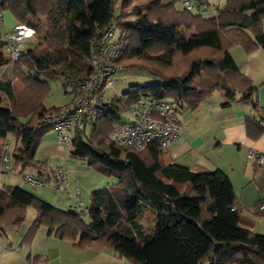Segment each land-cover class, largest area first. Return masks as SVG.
<instances>
[{
	"label": "trees",
	"instance_id": "1",
	"mask_svg": "<svg viewBox=\"0 0 264 264\" xmlns=\"http://www.w3.org/2000/svg\"><path fill=\"white\" fill-rule=\"evenodd\" d=\"M136 1L0 0V18L8 10L15 24L36 31L44 24L47 33L44 47H25L11 74L0 77V93L10 101L0 106V138L6 140L0 156L8 152L13 171L33 169L38 176L55 177L49 163L38 160L37 151L53 130V116L73 105L75 83L93 75L90 60L111 25L114 40L124 43L116 63L157 79L130 85L124 97L103 100L96 120L77 127L74 154L89 158L100 172L117 178L116 183L93 190L83 213L58 208L21 186L0 185V232L23 224L31 207L36 217L26 242L44 226L50 235L81 248L99 242L134 264H264V233L242 225V208L223 170L165 164L157 140L142 151L111 140L122 120L120 111L144 96L173 101L181 111L197 107L214 92L237 90L255 112L246 118L248 133L259 136L264 107L257 101V87L239 71L230 50L264 48V0H227L211 17L204 16L208 0H193L206 3L200 10L188 9L186 0L183 9L155 0L137 25L129 21L140 12ZM188 27L194 30L193 41L188 40ZM5 35L0 31V50ZM45 75L62 76L72 86L70 105L46 104L51 86ZM15 79L23 84L21 89L13 84ZM10 135L15 139L11 151ZM147 210L155 214L153 229L141 222ZM255 212L264 215L261 205Z\"/></svg>",
	"mask_w": 264,
	"mask_h": 264
},
{
	"label": "crops",
	"instance_id": "2",
	"mask_svg": "<svg viewBox=\"0 0 264 264\" xmlns=\"http://www.w3.org/2000/svg\"><path fill=\"white\" fill-rule=\"evenodd\" d=\"M145 15L144 11L142 17ZM135 17L132 16L129 21L134 22L133 18ZM1 20L6 27L4 34L16 23V19L8 10L4 11ZM186 31L188 40H190V36L194 35V30L192 27H188ZM230 52L239 71L257 87V101L261 107H264V48L259 47L246 53L241 46H235ZM0 59L4 61L2 57ZM5 64L4 61L0 65V75L6 68ZM13 84L18 89L23 87L19 80H14ZM112 89L114 90L115 87ZM67 90H70L68 86L65 88V91ZM115 96L118 94L115 93L110 98L105 96L104 100L113 99ZM241 96L242 92L239 90L214 92L197 107L177 111L182 133L178 139L169 144L168 152L164 154L163 160L165 164L175 162L207 170L217 168L223 170L231 180L236 202L242 208L241 213L245 218L242 225L253 227V221H256V217L260 215L255 211L260 209V205L264 209V131L257 137L248 133L246 118L254 116L255 112L250 104L241 100ZM64 98L60 104H46L49 106L70 105L74 98L73 88ZM127 116L128 118L121 122L128 121L130 117ZM53 131L55 135L48 132L43 137L36 156L38 160L47 161L52 172L54 167L63 166L67 170L69 182L68 189L64 191L69 192L70 185L73 183L76 185V196L72 199L71 195L68 198L67 195L50 197L49 194L42 193L43 196L39 197L46 199L51 204L52 201L58 199L56 207L83 213L88 210L90 205L91 192L101 188L102 183H106L107 179L102 176L107 175L100 172L89 158L75 155L76 148L73 144L67 145L58 142L56 131L54 129ZM3 141L4 139L0 138V143ZM251 151L263 155V162L258 163L256 159L251 158L249 156ZM39 177L47 181L45 186L54 187L53 173L50 178H47L46 173ZM5 183L7 182L0 178V185ZM80 185L85 190L83 198V194L79 191ZM80 201L82 207L78 208ZM245 210H248V213ZM147 216H151L150 223L145 222ZM260 216L264 218V215ZM35 217L34 211V217L30 220L31 222L28 221L29 224L26 220L21 226H16V229L7 227L0 232V264H134L129 259L120 257L112 248L99 242L95 241L81 248L70 240L50 235L44 226L37 230L29 242H26V233ZM141 222L153 229L154 212L147 210ZM9 230H13L15 233L9 235Z\"/></svg>",
	"mask_w": 264,
	"mask_h": 264
},
{
	"label": "built area",
	"instance_id": "3",
	"mask_svg": "<svg viewBox=\"0 0 264 264\" xmlns=\"http://www.w3.org/2000/svg\"><path fill=\"white\" fill-rule=\"evenodd\" d=\"M185 5L188 9L197 10L206 7L204 1L186 0ZM114 32V27L111 25L103 33L96 49V56L90 60L93 75L84 82L75 83L76 97L73 105L53 116V129L60 143L73 144L77 127L96 120L106 91L115 87L114 74L125 68L124 65L116 63L122 56L124 43L123 40H114ZM33 34H36V30L27 24H15L6 33L5 49L11 61L20 58L26 41ZM126 109L130 119L116 124L111 133V140L124 149L142 151L151 142L157 140L166 154L169 144L178 139L182 133V127L177 118V105L173 101L144 96L137 102L131 103ZM5 147L7 148L8 145ZM249 156L256 159L258 163L263 162V155L255 151H251ZM10 162V155L4 151L0 156L1 173L11 172ZM53 172L54 188L68 189L67 170L63 166H57L53 168ZM24 180L31 185H47L45 179L30 174H24ZM81 206L80 201L78 207Z\"/></svg>",
	"mask_w": 264,
	"mask_h": 264
},
{
	"label": "rangeland",
	"instance_id": "4",
	"mask_svg": "<svg viewBox=\"0 0 264 264\" xmlns=\"http://www.w3.org/2000/svg\"><path fill=\"white\" fill-rule=\"evenodd\" d=\"M163 4L169 3V2H174L175 6L177 9H183L184 8V0H161ZM145 2H149L148 4H144ZM151 2H154L153 0H137L135 3L139 4L140 7V12L133 15L136 16L135 18H133L134 22L133 24H138L140 23V19H142V15H144V10L147 8V6L151 4ZM208 6L206 7V9L204 10V16L206 17H211V16H215L217 14V9L219 7H223L226 5L227 0H208ZM132 17V16H131ZM130 17V18H131ZM263 27H264V19H263ZM28 25V24H27ZM13 26V25H12ZM11 26V27H12ZM0 31L2 32V34L5 33L6 31V27L4 22L1 20L0 18ZM118 32V30H117ZM194 35L190 36V41H193V37ZM46 37H47V33H46V29H45V25L42 24L39 26V29L36 31V34L32 35L25 43V47L26 48H33L34 46H36L38 44V46L44 47L45 42H46ZM8 56V57H7ZM3 58V60L6 62V68L3 69L0 77H2L3 75H9L11 74V68L13 65V62L15 61H11L9 59V53L7 52V50L5 49V46L0 50V58ZM1 61V59H0ZM44 79L48 80V82L50 83L51 86V95L47 97L46 99V103H54V104H60L61 101L63 99H65V95H68L71 91L72 86L71 85H66L65 84V78L62 76H51V75H45L43 76ZM116 80V86L115 89H108L105 96L106 98H110L112 95H114L115 93L118 94V96L120 97H124L125 96V91L128 90L129 86L132 84H145V83H149V82H155L157 79L152 76L151 74H149L146 71L143 70H139L137 68H124L122 70H119L118 72H116L115 74V78ZM15 80H19V79H15ZM20 81V80H19ZM21 82V81H20ZM69 87V91H65L66 87ZM8 104H10L9 99H7L3 94L0 93V106H7ZM130 105V104H129ZM128 105V106H129ZM121 119H126L128 118V114H127V109H123L120 111L119 113ZM178 116H179V112H178ZM90 127H87V130H89ZM55 135L54 131H49V134ZM14 136L10 135L9 137V145L10 147L8 148L9 151L14 149ZM6 141V140H4ZM3 141V143H4ZM3 143H0L1 145V150H3L4 145ZM24 174H30L36 177L38 176V172L33 170V169H27L25 172H22L21 170H11L10 173H1L0 172V178L7 182L5 184L7 185H16V186H21L24 187L25 189L33 192L35 195H37L38 197H42L43 194H49L50 197H61L63 195H67V198L72 197V199L75 198L76 196V191H75V187L76 185H74L73 183H71V187L69 188V192L68 191H64V190H60V191H56L55 188H51L50 186H41V185H31L30 183L24 181ZM104 177V179H107L105 182L106 183H102V185H100V187H104L106 186L108 183L109 184H113L116 183L118 181L117 178L115 177H110V176H102ZM46 187V188H45ZM79 191L82 195V198L85 197V190L84 188L80 185L79 186ZM69 193V194H68ZM49 197V198H50ZM46 201V199H43ZM58 199H56L54 202L52 201V205L57 206ZM51 204V203H50ZM59 208V207H58ZM62 208V207H61ZM248 213V210H245ZM34 217V209L33 208H28L27 210V223L28 221L32 220ZM83 218L85 220H89V217L87 216V214L83 215ZM151 216H147L146 219V223H150ZM25 220V222H26ZM24 222V223H25ZM31 222V221H30ZM23 223V224H24ZM29 224V223H28ZM22 225V224H21ZM19 225V226H21ZM7 227H9L8 229L14 228L16 229V226H5L4 229H7ZM251 228L258 233H264V218H261V216L259 215L258 217H256V221H253V227L251 226ZM43 230L45 231V228H43ZM8 231V230H7ZM15 232H13V230H9V235H13Z\"/></svg>",
	"mask_w": 264,
	"mask_h": 264
},
{
	"label": "bare ground",
	"instance_id": "5",
	"mask_svg": "<svg viewBox=\"0 0 264 264\" xmlns=\"http://www.w3.org/2000/svg\"><path fill=\"white\" fill-rule=\"evenodd\" d=\"M82 123H83V121H82Z\"/></svg>",
	"mask_w": 264,
	"mask_h": 264
}]
</instances>
